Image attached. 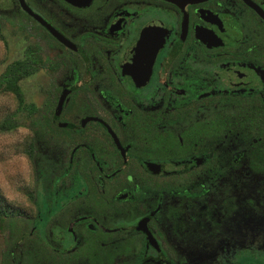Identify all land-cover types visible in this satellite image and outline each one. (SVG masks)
Returning <instances> with one entry per match:
<instances>
[{"label":"flooded vegetation","instance_id":"obj_1","mask_svg":"<svg viewBox=\"0 0 264 264\" xmlns=\"http://www.w3.org/2000/svg\"><path fill=\"white\" fill-rule=\"evenodd\" d=\"M0 14L45 77L23 125L41 186L4 264H264V0Z\"/></svg>","mask_w":264,"mask_h":264},{"label":"rangeland","instance_id":"obj_2","mask_svg":"<svg viewBox=\"0 0 264 264\" xmlns=\"http://www.w3.org/2000/svg\"><path fill=\"white\" fill-rule=\"evenodd\" d=\"M33 40L26 28H18L16 21L0 14V73L12 60L25 56L26 46ZM24 103L42 98L40 89L45 84L43 70L38 69L18 81ZM15 112L21 118L27 117L24 107H17V101L10 91H0V120L6 114ZM27 123V118H24ZM28 142L27 127L20 125L9 130H0V199L14 207L29 209V195L40 189L33 168L26 156ZM8 232L0 231V260ZM1 264V263H0Z\"/></svg>","mask_w":264,"mask_h":264},{"label":"trees","instance_id":"obj_3","mask_svg":"<svg viewBox=\"0 0 264 264\" xmlns=\"http://www.w3.org/2000/svg\"><path fill=\"white\" fill-rule=\"evenodd\" d=\"M33 65L28 64L25 54L22 58L14 59L8 63L0 73V91L13 93L17 101V107H24L26 111L28 104L24 103L23 93L18 81L32 72L34 69ZM24 118L17 116L15 112L8 113L0 120V130H9L16 126L26 125ZM27 222L25 213L18 207H14L0 199V231L6 229L9 234V239L5 241L3 250H1V264H4L2 256L9 251L11 238H19L20 241L24 240L23 243L26 244L25 239L28 236Z\"/></svg>","mask_w":264,"mask_h":264}]
</instances>
